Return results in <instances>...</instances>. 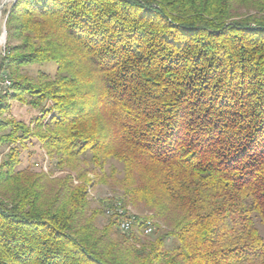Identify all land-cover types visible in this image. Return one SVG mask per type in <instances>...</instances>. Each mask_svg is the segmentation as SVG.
<instances>
[{
  "label": "trees",
  "instance_id": "trees-1",
  "mask_svg": "<svg viewBox=\"0 0 264 264\" xmlns=\"http://www.w3.org/2000/svg\"><path fill=\"white\" fill-rule=\"evenodd\" d=\"M6 14L0 264H264V0H14ZM45 62L55 75L24 72ZM10 99L39 114L4 117ZM33 143L51 169L21 167ZM98 186L119 197L94 204Z\"/></svg>",
  "mask_w": 264,
  "mask_h": 264
},
{
  "label": "rangeland",
  "instance_id": "rangeland-1",
  "mask_svg": "<svg viewBox=\"0 0 264 264\" xmlns=\"http://www.w3.org/2000/svg\"><path fill=\"white\" fill-rule=\"evenodd\" d=\"M3 0H0V3ZM14 0H10L2 9V14L0 17V64L5 55V47L7 44V29H6V9L10 8L11 3ZM6 37V38H5ZM57 70V65L55 62H45L40 64H35L24 69V72L29 73L30 75L36 76L39 72H46L50 75H55ZM7 72H0V93L5 90L10 84L8 81ZM39 114V111L27 104L21 103L16 99H10V107L8 111L3 115L4 117H13L18 121H23L26 124H29L33 119ZM22 165L21 167H27L39 163L43 166L45 170H49L53 167V163L45 156V153L41 149L38 143L29 144L26 148H22ZM46 157V158H45ZM4 156H1L3 159ZM36 169L39 170V166H36ZM63 172H56V176L62 175ZM91 197L96 204L97 201H100L103 198H118L119 196L109 189L106 186H98L91 193ZM132 213H136L134 209L130 207ZM102 224L107 222V217H102L100 219ZM264 231V228L261 227Z\"/></svg>",
  "mask_w": 264,
  "mask_h": 264
},
{
  "label": "built area",
  "instance_id": "built-area-1",
  "mask_svg": "<svg viewBox=\"0 0 264 264\" xmlns=\"http://www.w3.org/2000/svg\"><path fill=\"white\" fill-rule=\"evenodd\" d=\"M7 83L10 84L8 80ZM115 212L120 217L119 226L122 232L129 233L136 228V217L133 214L128 213L124 208L121 202L116 204ZM108 214H112L110 210L107 211ZM156 230V226L151 220H147L144 225V233L147 235L153 234Z\"/></svg>",
  "mask_w": 264,
  "mask_h": 264
},
{
  "label": "water",
  "instance_id": "water-1",
  "mask_svg": "<svg viewBox=\"0 0 264 264\" xmlns=\"http://www.w3.org/2000/svg\"><path fill=\"white\" fill-rule=\"evenodd\" d=\"M10 0H3L1 3H0V17H1V14H2V9L4 8V6L9 2ZM6 38V37H5Z\"/></svg>",
  "mask_w": 264,
  "mask_h": 264
}]
</instances>
